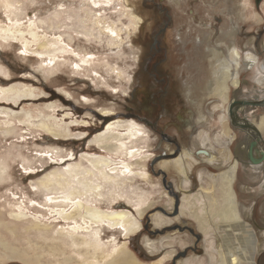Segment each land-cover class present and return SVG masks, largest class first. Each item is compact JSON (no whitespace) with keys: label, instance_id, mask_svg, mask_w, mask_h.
Returning a JSON list of instances; mask_svg holds the SVG:
<instances>
[{"label":"rangeland","instance_id":"obj_1","mask_svg":"<svg viewBox=\"0 0 264 264\" xmlns=\"http://www.w3.org/2000/svg\"><path fill=\"white\" fill-rule=\"evenodd\" d=\"M105 1L0 0V264L84 263L81 249L84 246L70 247L68 240L70 235L79 241L85 229L71 227L73 219L64 214L72 208L57 198L61 193L45 190L42 183L51 173L70 164H86L87 158L99 154L111 159L112 171L122 168L123 162L130 163L131 169L124 172L122 186L116 188L117 193L124 195L109 204L106 185L101 189V198L97 197L93 204L102 210H127L139 224L131 233L124 232L120 225H102V242L125 245L132 264H177L190 255L196 259L205 256L202 236L193 220L184 216L179 220L174 208L166 217L171 191L173 207L179 208L181 194L176 187L177 174L163 164L172 161L183 148L191 147L196 133L202 129L196 125L188 129L197 114L193 99H198L202 112L207 118L210 116L204 130L209 131L212 139L215 131H222L225 125L233 135L227 147L230 158L225 163H200L208 174L225 171L237 159L239 147L244 149L248 134L241 128L245 125H237L235 118L233 124L230 117L222 124L218 122L216 112L220 110H212L215 99L204 96L200 88L210 70L208 58L201 57L203 49L207 39L217 40L230 23L229 15L217 12L222 6L220 1L216 4L218 0ZM261 1L264 2L252 0L250 10L241 9L242 29L235 40L243 52L250 48L254 51L258 64L264 62ZM125 2L128 6H124ZM156 2L162 4V9L156 7ZM233 4L234 12L240 9L239 0H232ZM167 5L171 21L164 9ZM130 10L133 16L140 17L137 29L131 26L134 18ZM82 20L92 34L79 32L85 28L81 26ZM165 23H169L168 30L162 33V41L158 36L157 44L155 36ZM112 24L119 32L118 37H110L112 34L106 31ZM199 36L202 45L195 43ZM83 56L89 60H80ZM153 68L159 74H151ZM118 70L121 75L116 74ZM249 73H252L249 68L241 71L239 84L230 88L228 97L232 104L240 100L236 99L238 94L244 98L241 100L260 94L256 91L258 80ZM162 74L167 79L165 85L160 78ZM238 104L249 108L244 116L250 123H256L260 109L264 113V102ZM137 107L143 109L142 117L154 120L153 127L130 114ZM94 112L104 113L107 120L99 121ZM120 117L134 119L143 126L144 132L139 133L137 140L138 155L123 157L108 153L92 142L109 120ZM259 136L255 143L260 147L264 145V133ZM138 160L142 163L138 164ZM238 162L240 168L234 183L237 201L251 207L247 217L252 222L248 224L258 232L257 226H264V190L259 191L264 167L251 170V176ZM243 186L249 187L248 190L242 191ZM190 189L193 192L196 186ZM138 199L142 202L134 204ZM157 214L169 218V222L156 224ZM247 217L242 220L247 222ZM52 235L56 237L53 240ZM257 235L259 238L260 234ZM184 236L192 240L180 245L172 239ZM144 237L157 243L159 249L149 252ZM262 248L255 257L256 264H264V239ZM171 249L180 254H168ZM116 255L100 257L101 264ZM98 258H94L95 262H100Z\"/></svg>","mask_w":264,"mask_h":264},{"label":"bare ground","instance_id":"obj_2","mask_svg":"<svg viewBox=\"0 0 264 264\" xmlns=\"http://www.w3.org/2000/svg\"><path fill=\"white\" fill-rule=\"evenodd\" d=\"M109 1L111 0H106L105 2ZM171 1L175 2L177 0ZM123 4L124 6H128L126 2ZM251 6V0H239L238 7L240 9H236L235 11L236 18L231 17L233 13L229 16L230 23L224 26L219 34L220 36L215 42H211L207 39L206 47L203 49L204 54L201 56H206L210 64L207 81L203 83V86L202 84L200 86L201 90L204 92L203 95L215 99V105H211L213 106V111L216 109L220 110V112H216L219 113L218 117H216L218 122L222 124V122L230 117L229 107H231L233 118L236 119L238 124L245 125L241 128L245 134H248V139L246 138L243 144L244 149H241V146L239 147L237 159L233 161L225 171L219 174H208L209 171L206 169L207 172L203 166H200V163L210 164L214 161H217L218 164L225 163L230 158L229 149L227 147L232 141L233 135L230 134L228 126L225 125L222 131H215V135L212 139L209 131L204 130V128H206V120L210 116L207 118V115L201 110L198 99H193L192 105L196 108L197 114L188 129L189 131L192 130L194 125L200 126L202 129L200 132L198 130V133H196L191 147L183 148L177 157L169 162L164 161L165 163L163 164L165 167L173 169L177 174L179 181L176 187L180 189L181 194V204L179 208H177L176 205L173 207L172 197H174V192L171 191L172 197H169V203L168 205L166 204V217L169 216L174 208L173 213L177 210L180 215L178 216L179 220H181L183 216L192 219L197 230L199 229L201 233L205 254L201 259H196L191 255L184 259L181 258V261L177 264H256L255 257L258 253H261L263 249L264 226H257L259 230L257 229L258 232H256L252 225L248 224V221L252 222V219L247 217L248 213L249 215L251 213V207L245 206L237 201V192L234 189V183L237 170L240 168L238 161L242 162H240V164H242L241 167L248 171L251 176L253 175V173L250 172L251 170L264 167V145L259 147V144L255 143L260 137L259 135L264 133V113L262 109H260L261 112L256 115L255 118L256 123H250V120L244 116V114L249 111V108L236 103L232 104L233 100H230L228 97L230 88H235L240 82V72L249 68L252 70V73H249L250 77L252 79L254 77L258 80L257 83L259 88H256V91L260 92V94L258 95L259 97L255 95V97H250L246 100L249 102H264V62L258 64L257 56L251 48L243 52L244 50L241 49L242 47L239 48L236 44L237 42L235 43L239 31L238 28L240 27L239 22L242 21L241 19L243 17L241 9L246 10L248 7L250 10L252 8ZM233 9H235V7ZM132 13V10H130L131 18H134L132 19L131 26L136 28V24L140 20V17L135 16V14L133 16ZM83 23L84 25L81 26L85 28H83L82 31H78L86 36L92 34L90 29L86 28L85 21L82 20V24ZM201 28L202 27H200V29ZM106 31L112 34L110 37H118L119 35L118 30L113 24L107 26ZM202 40L200 36L196 37L195 43L198 42V44H200L203 42ZM249 44H252L251 40H249ZM80 60L86 62L89 59L83 56L80 57ZM53 69H55L54 66L52 70ZM49 70H51V68H49L48 71ZM116 74L121 75L122 73L118 70ZM193 92L194 90H192V93ZM240 95L241 94H238L236 99H242L243 97H239ZM240 114H242V116ZM94 115L99 121L107 120L105 117L107 115L104 113L94 112ZM246 125L250 127L247 128ZM122 130H124V132H121ZM142 132H144L143 126L139 122L134 119L125 120L120 117L115 120H109L104 129L95 135L92 142L105 152H112L119 156L128 157L136 154L138 155L137 152L139 149H136V146H138L137 140L140 138L139 133ZM123 135L126 136V138H123ZM110 141L111 144L107 143ZM247 147L249 148L247 149ZM194 149L200 150L195 152ZM110 160L111 159L108 157L99 154L98 157L87 158L86 164L81 162L70 164L67 168L55 171L51 173L50 176H46L45 179H43L45 181L42 183L44 189L53 191V193H61L62 195L57 198L61 199V202H64L66 206L72 208L70 213L64 214L65 217L73 219L74 224L71 227L85 229V231L81 233V239L79 241L70 235L68 240V246L70 247L75 248L76 245L80 246V244L84 246V248H81L84 249V253H82L84 256V263L81 264H101L103 258L101 259L100 257H112V255L115 256V254L118 256H113V260L110 262L107 261L108 263H104V261L103 263L132 264L133 262L129 253L124 250L125 245L116 244L114 243L115 241H112L113 243H104L100 238L102 225L111 227L120 225L123 228L122 230L126 233L135 231L139 225L136 219L132 217V214L127 210H102L93 204L97 201V197L102 196L101 189L103 187L105 188L106 185L109 186L107 190L110 194V197L108 196L109 204L124 195L117 193L116 188L122 186V181L125 178L122 175L125 171L131 169L130 163L123 162V169H118L116 167L114 168L115 170L112 171ZM137 163L140 164L142 162L138 160ZM215 164L214 166H218V164ZM259 180V191H263L264 174ZM192 185L196 186V190L193 192L190 189ZM244 186L242 187V191L248 190L249 187L246 188ZM129 199L131 198L129 197ZM129 199H126V201ZM131 200H133V197ZM141 202L142 199H138L137 202L133 203L140 204ZM62 205L65 206L64 204ZM61 211H63V209H59V212ZM138 212L140 213V210H138ZM242 215L248 218L245 220L247 222L242 220ZM169 220V218H164L163 215L159 216L158 214L155 218L156 224L160 225L165 222L168 223ZM258 233L260 234L259 238L257 235ZM56 234L57 239H60L59 233ZM51 238V240H53L56 237L52 235ZM172 239L180 245H184L190 242L192 237L191 240L185 236L183 239L180 237H173ZM258 240H260L259 243H257ZM143 241L149 252L152 253L159 249V245L150 241L147 237H144ZM162 244L163 241L161 240L160 245ZM89 253H91V256L88 255ZM173 253H175L174 249L168 251V254ZM179 254L180 252L175 253L176 256ZM98 257L100 258V262L97 260L95 262L94 258L96 259ZM81 259L83 260V258Z\"/></svg>","mask_w":264,"mask_h":264},{"label":"flooded vegetation","instance_id":"obj_3","mask_svg":"<svg viewBox=\"0 0 264 264\" xmlns=\"http://www.w3.org/2000/svg\"><path fill=\"white\" fill-rule=\"evenodd\" d=\"M219 1H220V4H222V6L220 7V9L217 11L218 13H222V14H226L227 16L229 15V16H231V14L233 13H235L234 12V6H231V1L232 0H218V2H216V4L217 3H219ZM259 1V0H258ZM251 2H252V0H251ZM215 3V2H214ZM155 5H156V7L157 8H161L162 9V7L160 6V5H162L160 2H156L155 3ZM212 5V4H211ZM164 9H165V11H166V15L168 16L167 18H168V20L169 21H171V19H170V14H169V12H170V10H169V5H167V6H164ZM235 17V16H234ZM213 18H216V19H219L218 17H215L214 15H213ZM229 18V17H228ZM168 26H169V23H165V25H164V27L163 28H160V30H159V35H156L155 37H157V38H155L154 40H156V42H157V44H158V36H159V39H161V41H162V33H164V31H166V30H168ZM239 31H238V34H240L241 32H240V30L242 29V27L240 26L239 28ZM251 32V31H250ZM246 34H247V31L245 32ZM249 33V32H248ZM238 34H237V36H238ZM250 34V33H249ZM250 37H251V34H250ZM245 41H246V39H245ZM238 44V43H237ZM248 69V68H247ZM250 70V69H249ZM157 71L155 70V68H153L152 69V72H151V74H159L158 72L156 73ZM160 78H162V80H163V82H164V84H162V85H165L166 84V76L164 75V74H162L161 75V77ZM164 91H165V87H164ZM139 103H141L140 101H138ZM154 102V101H153ZM159 102V101H158ZM138 103V104H139ZM156 103V102H155ZM153 104V103H152ZM154 105V104H153ZM159 105H161L160 104V102H159ZM137 106H139V105H137ZM137 109V111H135V113H130L131 115H133V116H135V117H137V118H139L140 120H143L146 124H148V125H150V126H154L155 125V122H154V120H152V121H150L148 118H146V117H142V115H141V113H140V111H143V109H141V108H139V107H137L136 108ZM178 252V251H177Z\"/></svg>","mask_w":264,"mask_h":264},{"label":"water","instance_id":"obj_4","mask_svg":"<svg viewBox=\"0 0 264 264\" xmlns=\"http://www.w3.org/2000/svg\"><path fill=\"white\" fill-rule=\"evenodd\" d=\"M256 2L258 3V0H256ZM237 102V104L238 103H240V102H242V103H253V102H248V101H246V100H237L236 101ZM233 103V102H232ZM229 113H230V120H231V122L234 124V119H233V116H232V112H231V107H229ZM237 125H240V124H237ZM242 126V125H241Z\"/></svg>","mask_w":264,"mask_h":264},{"label":"crops","instance_id":"obj_5","mask_svg":"<svg viewBox=\"0 0 264 264\" xmlns=\"http://www.w3.org/2000/svg\"><path fill=\"white\" fill-rule=\"evenodd\" d=\"M263 1H261V4H262ZM264 3V2H263Z\"/></svg>","mask_w":264,"mask_h":264}]
</instances>
